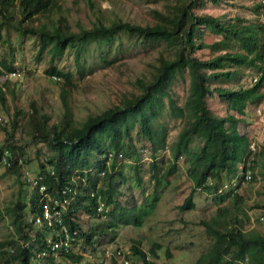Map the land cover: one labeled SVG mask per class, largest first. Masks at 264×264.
<instances>
[{"label": "rangeland", "instance_id": "obj_1", "mask_svg": "<svg viewBox=\"0 0 264 264\" xmlns=\"http://www.w3.org/2000/svg\"><path fill=\"white\" fill-rule=\"evenodd\" d=\"M171 1L60 0L41 22L50 28L51 23H56L58 16H63L69 30L73 32L88 28L96 22L107 25L111 21L120 20L151 24L158 21L156 12H164L165 6ZM258 4L263 7L261 0H218L217 4L198 0L193 11L195 14L205 13L224 19L239 17L243 23L256 29L262 9L257 7ZM14 15L18 18L16 10ZM196 33L203 43H211L220 38L204 25L198 26ZM39 45L40 41L35 35L21 34L13 26H0V67L1 62L8 67L2 68L0 74V89L4 97V104L0 103V147L10 143L15 149H23L18 172L10 173L5 165L0 164V242L4 243L0 252L12 249L14 242L17 245L21 243L13 221V211H17L15 205L27 203L33 192V186L26 176L33 177L39 171V163L48 168L46 160L54 154L44 141L33 136L31 108L36 109L38 114L45 115L47 124L57 122L62 115L60 82L69 73L74 87L67 95V103L74 123L78 124L87 115L99 113L118 104L125 97L138 94L139 90L134 85L135 78L150 79L157 56L173 55V50L162 40H149L118 31L109 43L96 39L82 45L84 50L76 69L73 62L76 44L65 47L60 55L52 52L50 44L37 54ZM212 54L208 48L195 51V55L202 59ZM50 68L57 69L60 75L51 78L47 73ZM253 77V70L245 69L240 79L219 83L223 86L236 83L247 86ZM214 84L217 83L210 82V85ZM187 85L186 72L176 77L171 84L170 93L177 105L183 106ZM164 102L165 106L156 122L166 128V146L152 158L149 143L137 125L132 124L130 141L135 151L128 150V157L120 154L113 158L111 155L108 166L105 167L108 169L113 161L112 189L106 213L97 217L78 213L77 223L82 231L93 229L98 232L92 237V245H87L80 236L72 247V253L80 256L77 261L71 263L66 258L56 257L53 261L32 259L31 264H111V258L104 257V254L113 252L116 248L122 250L128 264H142L130 251L131 245H137L146 252L149 261L155 264H194L212 244L213 238L206 232L205 224L222 229L229 226L232 217L241 221L244 232L264 234V174H259V165L253 163L250 164L253 169H249L250 180L242 181L239 171L234 175L221 172L210 192L194 190L191 194L194 206L191 209L179 208L192 189L194 175L186 169L193 165V160L184 155H171L168 151V146L175 139L184 120L171 117L166 101ZM206 104L213 116L217 117L225 112L226 104L218 100L215 94L207 97ZM244 111L243 116L237 115L242 119L240 122L226 123L225 127L233 133L245 134L253 144V156L257 159L258 151L264 147V97L248 103ZM12 121L15 127L9 137L3 128L10 129ZM191 146L197 152L204 143L194 140ZM100 147L102 152H111L106 139H101ZM97 159V152H93L89 157L88 173L98 185L104 186L99 172H96ZM151 161L156 163L159 174L166 175V178L157 177L160 184L164 185L166 181V185L160 190V184L155 187L154 180L150 178ZM137 175L140 177L139 183ZM234 189L240 195V199L236 201L231 198ZM153 190L158 193L157 200L151 206L149 200ZM133 212L141 215L142 223L139 226H134L131 222ZM18 214L20 228L32 235L34 231L25 227V223H30V214L27 210ZM32 227L35 229L34 225ZM153 244L157 245L154 255L147 252L148 247ZM8 257L7 253L0 254V264ZM5 264L17 262L9 260Z\"/></svg>", "mask_w": 264, "mask_h": 264}, {"label": "trees", "instance_id": "obj_2", "mask_svg": "<svg viewBox=\"0 0 264 264\" xmlns=\"http://www.w3.org/2000/svg\"><path fill=\"white\" fill-rule=\"evenodd\" d=\"M59 1L0 0V26H13L21 34L38 37L40 45L37 54L47 44L51 45V50L56 55H60L65 47L76 44L73 56L76 69L80 65L84 50L82 45L96 39L109 43L118 31L149 40H162L173 50L171 56L161 54L157 56L150 79L135 78L134 85L139 90L138 94L125 97L118 104L109 106L99 113L89 114L78 124L74 123L67 103V95L74 87L72 75L69 73L64 75L60 82L62 115L57 122L49 125L45 115L38 114L36 109L30 110L33 136L44 141L54 153L46 160L49 167L39 163V171L36 174H41L40 183L45 186V191L51 197L59 198L60 190L64 186L71 189L67 194L73 196V199L68 203L62 219L69 228L77 230L79 237L82 236L87 245H92V237L98 232L93 229L82 231L78 226L77 217L78 213H84L89 217L102 216L106 213V204L110 200L112 189L113 161L108 169H105V161L109 155L110 159L111 155L113 158L120 154L128 157V150L135 151L130 141L132 124H136L142 136L146 138L150 156L155 158L156 152L166 146V128L156 122L165 106L164 100L168 114L184 120L175 139L168 146V151L171 155H184L193 160V165L186 169L194 175L193 185L190 194L179 206L181 210H188L194 206L191 194L195 189L210 192L221 172L234 175L237 171H244L249 161L250 169H253L250 165L252 163L259 165V174H264V147L256 152L258 158L255 159L254 151L248 147L249 138L243 133H233L225 127L226 123L240 122L242 119L237 115H244L246 105L263 98V92L260 91L263 64L259 26L253 29L239 17L224 19L205 13L195 14L193 8L198 0H172L165 6L164 12H156L158 21L151 24L120 20L111 21L107 25L96 22L88 28H80L79 31L73 32L69 30L63 16H58L56 23H51L50 28L41 22ZM207 1L212 4L218 3V0ZM257 7L260 9L262 6L258 4ZM14 10L17 11L18 18H15ZM200 25H204L220 38L211 43H203L196 33ZM202 48H208L213 54L205 59L197 57L195 51ZM6 67L7 64L1 62L0 74L2 68ZM245 69L253 70L254 76L257 75L255 82H250L247 86L240 83L223 86L219 83L240 79ZM184 72L188 76L187 95L183 106H180L171 96L170 86L176 77ZM47 73L51 78L60 75L55 68L48 69ZM210 82L217 84L210 85ZM213 94L226 104L224 114L217 117L211 115L206 104L207 97ZM0 103L4 104L2 89ZM14 127L15 123L12 121L10 129L3 130L11 137ZM101 139L107 140L112 153L102 152ZM194 140L204 143L197 152L192 150ZM93 152L98 154L96 172L103 171L100 179L104 181V186L98 185L88 173L89 157ZM22 156L23 149L19 147L15 149L10 143L0 147V164L5 165L10 173L18 172ZM149 169L150 178L157 187L160 184L157 177L166 178V175L159 174L154 161L149 164ZM136 180L140 182L138 175ZM165 185L166 181L164 185H159V190ZM74 188L76 192L73 194ZM32 189L27 203L20 202L15 205L17 211H13V221L21 243L17 245V242H14L12 249L0 252L1 255L5 253L9 255L3 261L4 264L9 260L16 261L17 264H31L32 259L48 261L55 259L47 256L36 258V253L44 246V234L34 229L31 222L25 223V227L34 231L32 235L20 228L18 212L27 210L31 215L38 213L39 210L37 188L33 186ZM90 191L93 192L92 195ZM157 193V190H153L149 205L153 206L157 200ZM98 196L103 205L101 210L97 208ZM231 198L236 201L240 199V195L232 192ZM131 217L134 226L142 223L139 212H133ZM231 219L229 226L222 229L205 224L206 232L213 238L212 244L194 264H264V234L244 232L241 221L236 217ZM3 245L4 243L0 242V248ZM156 248L157 245L153 244L148 247L147 252L154 255ZM130 251L142 264H155L149 261L146 252L137 245H131ZM60 257L68 259L71 263L80 258L72 252L63 253ZM111 264L120 263L111 258Z\"/></svg>", "mask_w": 264, "mask_h": 264}, {"label": "built area", "instance_id": "obj_3", "mask_svg": "<svg viewBox=\"0 0 264 264\" xmlns=\"http://www.w3.org/2000/svg\"><path fill=\"white\" fill-rule=\"evenodd\" d=\"M261 4L263 5L261 12L259 14V32L261 35V62L263 64V79L260 86V91L263 92L264 97V0H261ZM257 79V75H255L251 82H255ZM249 149L253 152L254 147L253 144L250 143L248 145ZM110 159V155L108 159L105 161V167L108 166V160ZM246 169L244 171H239L241 174L242 181H248L251 177V172L249 166V161L246 163ZM27 174V171H25ZM100 176L103 174V171L99 173ZM27 180L30 182L31 186L37 188L38 193V205L39 210L38 213H32L30 215V222L35 226L36 229L39 230L40 233L44 234V246L36 253V258H41L43 256L47 257H60L63 253L72 252L73 245L79 241V235L76 229L69 228L62 219V215L66 210L68 203L73 199V196H69L67 193L71 190L68 186H64L60 190V197H51L46 191L45 186L40 183L42 176L41 174H35L33 177L28 178ZM239 181V180H237ZM76 192V188L72 189V193ZM235 192V189L232 191ZM231 192V195H232ZM90 195L93 194L92 191L89 192ZM98 201V209H103L102 202L99 200V196L97 197ZM122 250L119 248L114 249L113 252H106L104 257L112 258L117 263L120 264H128L127 259L122 255ZM119 259L117 260V258Z\"/></svg>", "mask_w": 264, "mask_h": 264}]
</instances>
